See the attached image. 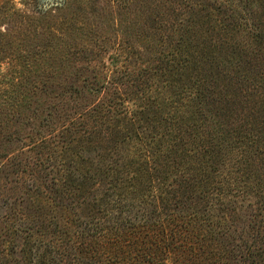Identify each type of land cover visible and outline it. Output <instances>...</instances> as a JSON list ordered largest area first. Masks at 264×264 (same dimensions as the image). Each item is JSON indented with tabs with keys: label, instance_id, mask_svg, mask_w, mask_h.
<instances>
[{
	"label": "trees",
	"instance_id": "trees-1",
	"mask_svg": "<svg viewBox=\"0 0 264 264\" xmlns=\"http://www.w3.org/2000/svg\"><path fill=\"white\" fill-rule=\"evenodd\" d=\"M158 1L145 53L79 23L64 82L73 26L22 19L8 66L47 67L0 73V264H264V0Z\"/></svg>",
	"mask_w": 264,
	"mask_h": 264
},
{
	"label": "rangeland",
	"instance_id": "rangeland-1",
	"mask_svg": "<svg viewBox=\"0 0 264 264\" xmlns=\"http://www.w3.org/2000/svg\"><path fill=\"white\" fill-rule=\"evenodd\" d=\"M68 6H59L61 3L65 2ZM115 1V3H114ZM0 0V73L2 70H8L9 67L15 65L18 67L19 71L26 72V80L36 77L40 73L41 77H44L45 68L47 67L44 63H39V65L33 66L34 61L25 62L24 60L18 61L17 64L13 63L8 66L10 62V56L14 55V51H17L16 44L20 37H24L22 33H29L21 29L20 25L22 19L24 18V24H29L27 18H38L45 17L44 20L45 27L49 24L54 25V23H67L69 26H73L69 35L65 33H58V37H54L52 55L48 57V61L52 65L53 71L56 73L54 76L56 79L52 81L55 82H64L66 77L69 74H73L75 67L79 68V45L83 43L82 35L79 36V23L85 24H94L99 23L97 26H104L103 32L95 31L93 36L100 35L107 40H114L117 36L124 41L125 37H130L131 41L127 44L132 46L133 43L137 48L142 49L146 52V44L143 47V43L140 40L141 31L149 30L153 31L154 36L150 43L152 46H155L156 36L155 34L159 31L158 21L161 19H166V15L169 13L161 7V4L158 3V0ZM158 1V2H157ZM65 5V4H64ZM124 5V6H121ZM89 9L90 14L81 13L80 7ZM114 6V8H113ZM120 6V7H118ZM179 9V7H178ZM187 8H185L186 10ZM48 11V12H47ZM96 12L95 16L92 12ZM88 17L89 21H86L84 18ZM40 22V20H39ZM41 28V24L37 25ZM37 26L35 27L36 29ZM159 27V26H158ZM6 28L12 34L8 35L5 43L4 38L2 37L3 29ZM154 29V30H153ZM198 37H202L200 32ZM126 35V36H125ZM201 35V36H200ZM65 38V39H64ZM5 46V47H4ZM158 46H156L157 48ZM155 48V49H156ZM143 53V54H144ZM17 55V54H16ZM14 57V56H13ZM13 57L11 58L12 60ZM29 78V79H28ZM25 80V81H26ZM4 80L0 76V85ZM24 91V90H23ZM23 99V97H21ZM235 99V98H234ZM42 106L50 107L59 105L56 110L55 120L58 119V115L63 116V111H68L72 113L73 110L69 109L68 106L75 104L74 101H61L55 99L51 96H43ZM68 102L67 105H61V103ZM77 105V103L75 104ZM74 105V106H75ZM57 121V120H56ZM63 122V120H62ZM61 122V123H62ZM12 128H15L13 125ZM57 129L61 133L60 123H58ZM57 141L62 142L61 135L54 136ZM7 147V148H6ZM6 153L11 154L12 146H6ZM1 148V147H0ZM3 149V148H1ZM17 149V148H13ZM1 151L4 150H0ZM3 152V153H5ZM24 179H30L29 176H24ZM7 192L4 188L0 189V198L2 195Z\"/></svg>",
	"mask_w": 264,
	"mask_h": 264
}]
</instances>
